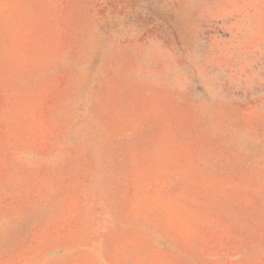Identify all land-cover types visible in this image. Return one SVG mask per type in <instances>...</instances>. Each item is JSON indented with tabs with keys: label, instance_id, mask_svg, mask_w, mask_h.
<instances>
[{
	"label": "rangeland",
	"instance_id": "rangeland-1",
	"mask_svg": "<svg viewBox=\"0 0 264 264\" xmlns=\"http://www.w3.org/2000/svg\"><path fill=\"white\" fill-rule=\"evenodd\" d=\"M0 264H264V0H0Z\"/></svg>",
	"mask_w": 264,
	"mask_h": 264
}]
</instances>
